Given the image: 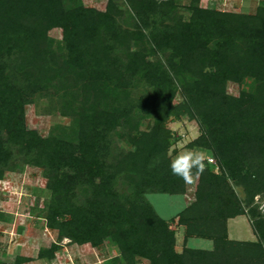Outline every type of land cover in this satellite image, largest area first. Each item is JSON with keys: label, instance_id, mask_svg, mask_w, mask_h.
<instances>
[{"label": "trees", "instance_id": "trees-1", "mask_svg": "<svg viewBox=\"0 0 264 264\" xmlns=\"http://www.w3.org/2000/svg\"><path fill=\"white\" fill-rule=\"evenodd\" d=\"M106 1L0 0V180L25 166L43 171L42 216L57 239L38 258L52 260L68 238L115 244L109 264H264L255 205L264 195V3L242 13L200 0ZM41 100L76 121L74 137L28 127L27 106ZM184 116L200 129L187 148L216 163L206 159L194 201L167 220L147 195L189 189L169 166L178 136L168 122ZM239 215L255 241L229 238ZM172 222L184 227L181 251Z\"/></svg>", "mask_w": 264, "mask_h": 264}, {"label": "rangeland", "instance_id": "rangeland-1", "mask_svg": "<svg viewBox=\"0 0 264 264\" xmlns=\"http://www.w3.org/2000/svg\"><path fill=\"white\" fill-rule=\"evenodd\" d=\"M87 6L104 9L106 0H83ZM186 4L188 0H179ZM264 0H200L203 7H215L225 11L254 13ZM50 35L57 40L62 38V30L54 28ZM250 81L239 86L229 83L228 92L239 95L241 89L248 90ZM180 96L177 97V101ZM46 100L35 105L27 106V125L36 129L43 136L50 133L74 137L77 128L76 121L69 116H62L57 111H48ZM170 129H175L178 136L176 143L171 147L170 154L175 162L179 152L200 151L210 157L207 152L199 148H187L186 144L200 135V129L195 120L184 116L181 119H172L168 122ZM175 150V151H174ZM46 178L42 169L34 166H25L21 171L6 172L0 180V209L5 212L7 220L0 221V261H13L16 255H25L32 260L24 264H109L111 258L119 254L117 246L107 242L99 248L90 244H76L68 238L61 241V248L52 260L38 258V252L48 247L57 239V231L46 226L42 216V206L49 193L46 189ZM157 212L169 220L195 199L193 185L185 195H170L165 193H150L147 195ZM40 214V215H39ZM249 219L241 217L238 221H230V235L237 239H254ZM177 231L178 251L183 248L184 227L177 222L171 223ZM188 245L199 248H211L212 241L200 238H190ZM142 264H148L143 260Z\"/></svg>", "mask_w": 264, "mask_h": 264}, {"label": "clouds", "instance_id": "clouds-1", "mask_svg": "<svg viewBox=\"0 0 264 264\" xmlns=\"http://www.w3.org/2000/svg\"><path fill=\"white\" fill-rule=\"evenodd\" d=\"M175 131V129H173ZM176 159L181 161L178 166L175 160L170 161V169L173 175L180 177L185 184H195L199 176L205 170L206 156L200 151L179 152Z\"/></svg>", "mask_w": 264, "mask_h": 264}, {"label": "built area", "instance_id": "built-area-1", "mask_svg": "<svg viewBox=\"0 0 264 264\" xmlns=\"http://www.w3.org/2000/svg\"><path fill=\"white\" fill-rule=\"evenodd\" d=\"M211 163H216V159L212 156L207 159ZM255 205L258 206L259 211L264 216V195H257L255 197Z\"/></svg>", "mask_w": 264, "mask_h": 264}, {"label": "crops", "instance_id": "crops-1", "mask_svg": "<svg viewBox=\"0 0 264 264\" xmlns=\"http://www.w3.org/2000/svg\"><path fill=\"white\" fill-rule=\"evenodd\" d=\"M241 217H246L247 219H248V217L246 216V215H239V216H237V217H235V218H231V219H229V221H228V234H229V238H231V239H235V238H233L231 235H230V221H238ZM250 221V220H249ZM2 222V221H1ZM250 223V222H249ZM250 226H251V223H250ZM252 227V226H251ZM252 231H253V229H252ZM252 233H254V231L252 232ZM178 235V234H177ZM254 239H246V240H251V241H255L256 239H257V237H256V234L254 233ZM184 239V238H183ZM236 240H245V239H239V238H237ZM212 246H213V244H212ZM212 248V247H211Z\"/></svg>", "mask_w": 264, "mask_h": 264}]
</instances>
